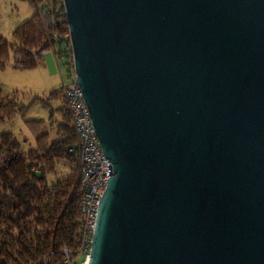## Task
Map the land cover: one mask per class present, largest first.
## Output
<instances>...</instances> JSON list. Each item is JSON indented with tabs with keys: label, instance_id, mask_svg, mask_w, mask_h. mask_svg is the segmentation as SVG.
Returning <instances> with one entry per match:
<instances>
[{
	"label": "water",
	"instance_id": "95a60500",
	"mask_svg": "<svg viewBox=\"0 0 264 264\" xmlns=\"http://www.w3.org/2000/svg\"><path fill=\"white\" fill-rule=\"evenodd\" d=\"M109 159L88 264H264V0H63Z\"/></svg>",
	"mask_w": 264,
	"mask_h": 264
},
{
	"label": "trees",
	"instance_id": "16d2710c",
	"mask_svg": "<svg viewBox=\"0 0 264 264\" xmlns=\"http://www.w3.org/2000/svg\"><path fill=\"white\" fill-rule=\"evenodd\" d=\"M29 1L34 5L37 0ZM51 8L53 18L48 26L34 9L10 39L0 32L1 69L8 63L15 69L37 67L56 40L55 34H68L63 0H53ZM59 92L56 88L49 93V100L59 103L55 108L44 100L51 109L48 120H26L34 145L22 144L10 132L0 134V264H45L52 250L61 256L64 246L78 252L82 188L71 151L77 135ZM25 110L15 98L0 94V122L24 115ZM59 160L69 163L71 172L52 180L59 173Z\"/></svg>",
	"mask_w": 264,
	"mask_h": 264
},
{
	"label": "built area",
	"instance_id": "2783aa9c",
	"mask_svg": "<svg viewBox=\"0 0 264 264\" xmlns=\"http://www.w3.org/2000/svg\"><path fill=\"white\" fill-rule=\"evenodd\" d=\"M51 4L53 0H37L36 10L39 11L43 23L48 26L53 18ZM64 6V5H63ZM56 40L51 45L59 68L67 71V80L58 87L72 118L77 135V145L71 148L75 154V168L82 188L81 213L82 236L78 252L68 246L62 248L61 256L52 250L45 257V264H88L92 248L99 201L107 187L108 164L101 141L95 131L89 107L77 80L75 57L70 33L64 37L55 34ZM81 256L79 262L77 256ZM77 262V263H76Z\"/></svg>",
	"mask_w": 264,
	"mask_h": 264
},
{
	"label": "rangeland",
	"instance_id": "374dc122",
	"mask_svg": "<svg viewBox=\"0 0 264 264\" xmlns=\"http://www.w3.org/2000/svg\"><path fill=\"white\" fill-rule=\"evenodd\" d=\"M34 8L35 4L33 5L29 0H0V32L10 39L16 26L29 17ZM43 59L42 64L35 68L15 69L11 63H8L5 69L0 68V94L15 98L23 109L26 107L24 115L21 113L11 120L0 122V134L13 133L22 144L26 143L29 147L35 142L26 120H48L51 109L44 100L49 101L55 108L59 103L50 101L49 93L58 88L62 81L67 80V71L64 67L59 68L52 48L44 53ZM60 95L63 98L62 94ZM55 129L56 125L53 126V134ZM30 137L33 138L29 139ZM57 172L59 173L55 178L51 176L50 179L56 180L69 174L70 164L59 160ZM80 259V255L76 257L77 262Z\"/></svg>",
	"mask_w": 264,
	"mask_h": 264
},
{
	"label": "crops",
	"instance_id": "0c3cea01",
	"mask_svg": "<svg viewBox=\"0 0 264 264\" xmlns=\"http://www.w3.org/2000/svg\"><path fill=\"white\" fill-rule=\"evenodd\" d=\"M33 138V137H32ZM31 137L29 138V139H32ZM25 145H26V143H25Z\"/></svg>",
	"mask_w": 264,
	"mask_h": 264
}]
</instances>
